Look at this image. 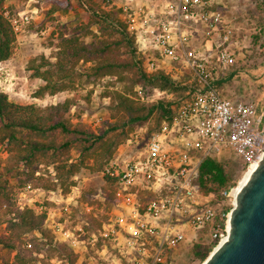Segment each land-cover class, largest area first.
<instances>
[{"label": "built area", "instance_id": "1", "mask_svg": "<svg viewBox=\"0 0 264 264\" xmlns=\"http://www.w3.org/2000/svg\"><path fill=\"white\" fill-rule=\"evenodd\" d=\"M106 3L113 6V0ZM227 3L165 0L156 9L129 0L119 7L121 18L136 37L145 71L163 72L181 83L186 98L173 107L171 121L163 122L145 141L138 156L115 157L106 167L119 185L114 210L99 236L114 252L103 258L105 263L89 260L88 264H172L174 255L188 242L193 246L199 242L198 232L205 231L204 241H217L216 247L226 240L231 210L223 228L217 218L224 204L233 208L240 181L224 189L223 199L214 202V193L200 190L199 166L213 156L230 159L247 171L264 154V108L251 98L225 96L219 85L221 76L226 78L225 69L238 62L233 50L235 26L231 24L237 17L229 20ZM36 12L6 15L18 35L27 31ZM200 33L215 36L198 46ZM46 34L42 29L37 35L43 38ZM135 91L140 100H148L141 86ZM32 189L27 185L22 194ZM60 196L64 201L70 198L61 192ZM63 205L62 210L70 212ZM38 210L46 208L40 205ZM53 233L77 245L74 233L63 223H55ZM105 252L103 248L101 253Z\"/></svg>", "mask_w": 264, "mask_h": 264}, {"label": "trees", "instance_id": "2", "mask_svg": "<svg viewBox=\"0 0 264 264\" xmlns=\"http://www.w3.org/2000/svg\"><path fill=\"white\" fill-rule=\"evenodd\" d=\"M51 1L50 13H53L72 9L74 0ZM77 1L85 9L86 20L74 27L70 35L60 34L54 59L39 54L26 64L30 78L42 81L34 97L43 99L64 92L73 95L57 103L39 106L15 102L8 92L0 91V148L10 157L7 173L12 172L8 177L0 168V213L11 215L7 220V232L0 234V247L14 252L12 262L4 259L3 264H31L40 254L47 259L56 255L66 257L71 264L78 261V254L71 246L55 242L54 234L45 226L47 210L38 213L29 206H16L14 188L9 186L12 179L19 189L31 185L32 188L69 195L76 186L75 176L83 169L91 173L103 172L102 193L108 205L114 206L119 179L107 174L106 167L115 158L117 149L136 126L155 118V126H148V134L152 135L159 131L163 122L171 121L174 112L170 102L140 100L135 87L141 86L146 96H149V88L172 92L183 88L163 72L148 74L145 71L136 37L121 18V9L104 6L97 0ZM5 2L0 0V63L11 58L17 42V34L6 15ZM262 6L258 3L260 23L257 33L252 36L254 46L264 45V2ZM110 76L124 83L123 89L108 90L103 94L110 97L107 105L110 120L98 134L82 130L70 118L72 107L81 98L79 86L84 78ZM223 79L221 76L220 86ZM74 151L79 152L77 159H74ZM41 166L51 167L52 171L42 172ZM237 171L238 167L230 159L206 157L199 166L200 190L205 194L214 193V202L221 201L222 191L238 182ZM89 193L98 192L91 189ZM83 200L89 201L87 197ZM231 208L228 204L222 206L217 218L221 228ZM89 221V225H84L88 232L101 230L105 222L94 214L89 216ZM205 233L203 231V235ZM29 234L31 237L25 238ZM102 244L101 238L99 246ZM216 245L217 241L207 242L201 238L191 250L192 260L205 261Z\"/></svg>", "mask_w": 264, "mask_h": 264}, {"label": "rangeland", "instance_id": "3", "mask_svg": "<svg viewBox=\"0 0 264 264\" xmlns=\"http://www.w3.org/2000/svg\"><path fill=\"white\" fill-rule=\"evenodd\" d=\"M99 3L107 6L106 0H97ZM165 0H157L158 3H163ZM228 8L226 13L231 24L235 26L234 30V46L233 50L236 53L238 62L236 66L225 69L226 78L223 79V88H226L232 94L230 98H251L259 102V106L264 108V45L260 43L253 45L252 36L258 31L260 23V15L258 13V3L264 0H226ZM53 6L51 0H6L4 8L6 13L10 15L17 14L20 11L34 10L37 11L34 20L28 26L26 32L17 35V42L14 53L11 58L0 63V91L8 92L10 99L22 104H37L46 106L50 103H57L72 93L64 92L55 96H46L43 99L34 97V92L42 84L41 80L32 79L26 71L27 61L39 54H44L54 59L56 45L60 34L70 35L72 29L79 25L85 19V9L77 0L73 1V7L70 10H60L50 13ZM47 30L45 37L38 36L41 30ZM214 34L200 33L196 39V45H201L206 39H212ZM263 41V40H262ZM181 85V83H178ZM179 92L160 90L158 88H149V96L147 103L163 100L170 102L171 108L177 107V103L186 98V88ZM124 88V83L118 82L116 77H104L101 79H86L79 86L78 92L81 94L72 107L70 118L73 123L82 130L93 133H100L105 128V122L110 120V114L107 110V105L110 97L104 96V92L110 90H121ZM136 88V87H135ZM156 89V90H155ZM160 91V92H159ZM165 91V92H163ZM234 94V95H233ZM155 118H152L149 123L138 125L135 131L130 135H138L132 143H128L126 139L115 154L118 158H132L138 156L145 147V141L151 136L148 134V126H155ZM74 159L79 156L78 151L73 152ZM1 170L7 173L11 166L10 157L2 148H0ZM235 164V163H234ZM238 167L237 177L240 181L245 174V169L240 165ZM42 172L52 171V168L41 166ZM103 172L91 173L89 170L83 169L75 176L76 186L73 187L69 194V199L65 201L60 196L59 191L50 193L43 189L32 190L22 194V189L17 188L16 182L12 179L9 186L14 188V201L16 206L24 208L32 207L36 212L40 205H43L47 210V220L45 226L53 233V226L57 222L63 223L65 228L70 229L74 233V238L77 245H73L70 241H64L59 234H54L55 242H65L78 254L77 264H88L89 260H94L98 263H105L104 257L110 256L114 252L112 246L104 243L99 246L100 236L99 231H86L84 225H89V216L94 214L99 218H103L106 222L114 206H109L102 187L104 185ZM7 176H12V172L7 173ZM91 189L97 190L98 193L89 195ZM83 197H87L89 201H84ZM90 202H94L91 204ZM68 205L70 212H64L62 206ZM62 211V212H61ZM104 216L107 218L104 219ZM11 215H2L0 213V234L7 232V220ZM198 236L203 238V232H198ZM31 234L25 238L29 239ZM30 247V246H28ZM104 248L105 253H101ZM192 242H188L174 256L172 264H203L202 261L192 260L191 250ZM14 252L0 247V264H3L4 259L13 260ZM71 264L68 258L58 257L57 255L51 259H47L44 254H40L38 259L31 264Z\"/></svg>", "mask_w": 264, "mask_h": 264}, {"label": "water", "instance_id": "4", "mask_svg": "<svg viewBox=\"0 0 264 264\" xmlns=\"http://www.w3.org/2000/svg\"><path fill=\"white\" fill-rule=\"evenodd\" d=\"M226 240L203 264H264V154L237 192Z\"/></svg>", "mask_w": 264, "mask_h": 264}, {"label": "crops", "instance_id": "5", "mask_svg": "<svg viewBox=\"0 0 264 264\" xmlns=\"http://www.w3.org/2000/svg\"><path fill=\"white\" fill-rule=\"evenodd\" d=\"M128 1L129 0H113V6L119 8L121 5H123L124 3L128 2ZM132 1L135 3L145 4V5H148L149 7H154L156 9L162 8L164 3H165V1H164L163 3L160 4L157 2V0H132ZM221 90L223 91L225 96L231 97L230 95L232 93L229 92L228 90H226V88H223V85H221ZM67 199H69V198H67Z\"/></svg>", "mask_w": 264, "mask_h": 264}, {"label": "bare ground", "instance_id": "6", "mask_svg": "<svg viewBox=\"0 0 264 264\" xmlns=\"http://www.w3.org/2000/svg\"><path fill=\"white\" fill-rule=\"evenodd\" d=\"M256 167V164L249 167L247 171H245V174L243 175L242 179L240 180L237 189L235 191V194L240 190V188L245 184V182L248 180L249 176L251 175L252 171Z\"/></svg>", "mask_w": 264, "mask_h": 264}]
</instances>
